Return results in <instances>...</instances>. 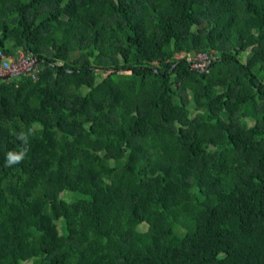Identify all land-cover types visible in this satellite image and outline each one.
<instances>
[{
    "label": "trees",
    "instance_id": "1",
    "mask_svg": "<svg viewBox=\"0 0 264 264\" xmlns=\"http://www.w3.org/2000/svg\"><path fill=\"white\" fill-rule=\"evenodd\" d=\"M0 48V264H264V0H0Z\"/></svg>",
    "mask_w": 264,
    "mask_h": 264
},
{
    "label": "built area",
    "instance_id": "2",
    "mask_svg": "<svg viewBox=\"0 0 264 264\" xmlns=\"http://www.w3.org/2000/svg\"><path fill=\"white\" fill-rule=\"evenodd\" d=\"M207 53H199L195 56H189L188 60L192 66L199 69H205L211 64V58ZM40 64L36 56L19 51L18 54H7L0 48V77L16 76L19 74H29L32 78H37L40 73Z\"/></svg>",
    "mask_w": 264,
    "mask_h": 264
},
{
    "label": "water",
    "instance_id": "3",
    "mask_svg": "<svg viewBox=\"0 0 264 264\" xmlns=\"http://www.w3.org/2000/svg\"><path fill=\"white\" fill-rule=\"evenodd\" d=\"M13 75H11L10 77H12Z\"/></svg>",
    "mask_w": 264,
    "mask_h": 264
},
{
    "label": "clouds",
    "instance_id": "4",
    "mask_svg": "<svg viewBox=\"0 0 264 264\" xmlns=\"http://www.w3.org/2000/svg\"><path fill=\"white\" fill-rule=\"evenodd\" d=\"M13 77V76H12Z\"/></svg>",
    "mask_w": 264,
    "mask_h": 264
}]
</instances>
